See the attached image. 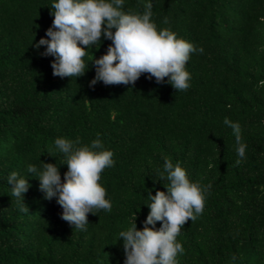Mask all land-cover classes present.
<instances>
[{"label": "trees", "instance_id": "trees-1", "mask_svg": "<svg viewBox=\"0 0 264 264\" xmlns=\"http://www.w3.org/2000/svg\"><path fill=\"white\" fill-rule=\"evenodd\" d=\"M55 2L0 0V264H124L119 233L135 216L142 230L149 190L167 191L164 157L205 190L202 214L176 237L178 264H264V0H124L132 14L151 3L158 30L203 48L190 54L183 91L147 73L134 85L90 86L94 58L112 44L103 35L87 49L83 76H54L55 57L35 45L47 38ZM225 118L240 125L243 158ZM56 138H79L76 147L99 139L113 152L99 180L112 209L88 213L86 230L62 219L57 198L45 199L28 171L53 163L63 181ZM13 172L30 185L28 212L12 195Z\"/></svg>", "mask_w": 264, "mask_h": 264}, {"label": "clouds", "instance_id": "clouds-1", "mask_svg": "<svg viewBox=\"0 0 264 264\" xmlns=\"http://www.w3.org/2000/svg\"><path fill=\"white\" fill-rule=\"evenodd\" d=\"M123 3L124 0H56L52 4V26L46 30L47 38L42 37L35 46L46 45L44 55L55 57L51 63L53 75L83 76L88 68L83 59L87 49L92 45L99 47L103 35L112 44L106 54L94 58L96 74L90 86L98 81L105 85H134L142 73H147L148 78L155 77L157 83L168 77L176 90H187L190 74L185 65L191 53H203V48L197 49L183 38H177L168 28L158 30L151 20V3L145 5L143 14L124 12ZM164 23H168L167 18ZM224 123L233 129L237 154L243 158L246 145L241 142L239 123L228 118ZM76 144H80L79 138L75 142L55 139V147L64 155L68 168L63 181L59 168L53 163L41 161L39 170L29 165L28 171L36 174L45 199L57 198L63 209L62 219L86 230L88 213H93V209L109 212L112 209L99 180L102 171L113 166L114 160L113 152L104 150L99 139L91 146L76 147ZM163 169L160 176L165 178L166 173L168 184L164 188L167 191L157 190L152 195L149 190L150 212L143 229H137L135 216L132 226L119 233L126 257L124 264H178L177 256L184 253V248L176 237L186 221H194L204 210L205 190L199 183L190 181L180 163L173 165L171 159L164 157ZM8 183L12 186V195L21 201L20 210L28 212L24 203V194L30 187L28 180L18 178L13 172ZM157 221L162 222L158 230L149 227Z\"/></svg>", "mask_w": 264, "mask_h": 264}]
</instances>
